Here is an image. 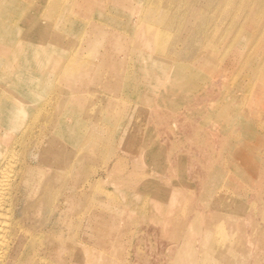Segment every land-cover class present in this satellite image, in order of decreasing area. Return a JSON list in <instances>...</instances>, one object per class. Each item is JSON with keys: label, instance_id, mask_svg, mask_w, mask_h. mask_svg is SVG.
<instances>
[{"label": "rangeland", "instance_id": "rangeland-1", "mask_svg": "<svg viewBox=\"0 0 264 264\" xmlns=\"http://www.w3.org/2000/svg\"><path fill=\"white\" fill-rule=\"evenodd\" d=\"M35 3L37 8H43L39 0ZM205 6L207 11L217 7L207 3ZM245 6H248L247 0L221 2L207 23L198 27L196 33L204 31L207 39L218 26L213 19L216 13L220 16L235 13L244 18L239 27L225 28L227 33L236 36L229 43L218 39L195 41V48H202L186 58L187 69L181 75L184 79L173 76L169 96L158 86L135 87L143 77L158 79L160 74L149 69L141 71L146 49L124 33L119 31L126 40L124 47L120 49L116 44L112 47L115 53L124 54L119 57V64L127 71L128 84L132 87L114 88L111 85L114 66L104 69L103 57H92L95 65H101L95 67V74L105 79L104 85L94 88L97 108L103 95L116 100L122 98L106 115L118 122L121 129L128 130L127 136L122 138L116 130L113 134L103 125L101 137L94 141V148L87 156L92 168L89 174H98L95 180L93 177L89 206L79 209L78 214L84 224L93 212V223L88 224L89 228L81 225L78 231L80 238H84L87 229L94 237V240H85L87 249L96 256V260L91 261L94 264H112L113 258L117 264H182L185 258L193 264L190 254L207 253L204 248L207 240L228 252L227 264H264V58L260 56L264 50V33L257 38L249 36L255 27L264 29V7L254 19L259 9L254 12L252 7L243 13ZM122 11L106 12L101 26L117 29L114 24L121 22ZM165 13L168 12L162 11L159 15ZM80 18H73V22L84 23ZM3 23L6 30L15 26L8 16ZM77 32L73 38L69 37L68 43L82 30ZM246 36H249L247 40ZM183 41H179L182 47ZM19 44L18 51L13 53L14 60L10 58L12 65L20 61L23 44L21 41ZM84 44L80 41V47H85ZM207 46L211 47L208 61L207 57L201 59ZM227 46L229 56L224 61ZM239 49L246 50L245 66L236 63L235 53ZM254 49H257L255 53ZM197 61L203 65H196ZM30 121L31 118L24 120L21 128L13 131L17 141ZM93 125L90 122L87 127L90 129ZM3 134L0 133L2 140ZM17 143L8 151L5 147L3 156L9 155V159L3 163L5 166L10 163L20 172L31 157L38 160L41 155L35 143L31 146L21 141ZM45 171L49 173L46 168ZM82 176L85 177L86 172ZM78 197L82 201L80 195ZM17 201L15 205H23L22 201ZM98 218L105 223L102 229L105 236L95 233ZM208 218L211 219L209 230L205 225ZM114 221L121 232L118 240L110 231L115 227ZM106 239L109 240L108 250L100 246ZM217 254L211 255V261L223 264L217 262L218 258L223 259Z\"/></svg>", "mask_w": 264, "mask_h": 264}, {"label": "bare ground", "instance_id": "bare-ground-1", "mask_svg": "<svg viewBox=\"0 0 264 264\" xmlns=\"http://www.w3.org/2000/svg\"><path fill=\"white\" fill-rule=\"evenodd\" d=\"M28 1L0 0V133L5 136L3 140L0 137V264H94L91 261L96 260V256L85 243V240H94V237L87 229L84 238H80L78 231L81 225L93 223V212L88 223L84 224L78 214L79 209L89 206L93 177L95 180L98 174H89L92 168L87 156L94 148V141L101 137L103 125L108 126L113 134L116 130L122 138L127 136L128 130L121 129L118 122H113L106 115L111 108L119 105L122 98L116 100L103 95L97 108L94 88L104 85L105 79L95 74V67L101 65H95L92 57L102 56L104 69L114 66V80L111 82L114 88L132 87L128 84L127 71L119 64V57L124 54L115 53L112 47L114 44L120 49L124 47L126 40L119 35V31L124 33L139 47L146 49L141 71L149 69L160 74L158 79L143 77L135 87L158 86V89L163 88L164 95L169 96L173 76L184 79L181 75L187 69L186 58L202 48H195V41L218 39L229 43L236 36L227 33L225 28L239 27L244 18L235 13L230 16L216 13L213 19L218 26L205 39L207 33L200 31L197 34L198 27L207 23L220 3L225 4L227 0H39L43 4L42 9L37 8L36 0ZM247 2L243 13L252 7L254 12L259 9L254 15L257 19L264 0ZM206 3L217 7L207 11ZM113 10H123L121 22L114 24L117 29L101 26L105 13ZM162 11L168 13L159 15ZM6 16L15 24L10 30H6L3 23ZM75 17H82L80 19L84 23L73 22ZM77 30H82L81 34L68 43L69 37L79 33ZM263 33L264 29L255 27L249 36L257 38ZM249 36L245 37L246 40ZM181 39H184L183 47L179 45ZM20 41L23 44L20 61L12 65L13 53L18 51ZM80 41H84L86 46L80 47ZM229 48L226 47L224 61L229 56ZM210 50V46L205 47L201 59L207 57L208 61ZM237 52L236 63L245 66L246 50L239 49ZM260 56L264 58V50ZM197 63L203 65L200 61ZM34 105H37L36 108ZM29 118L30 124L24 129L26 135L23 133L19 141L26 146L35 143L41 156L38 160L31 157L27 162L29 165L19 172L10 163L5 166L3 162L9 159V155L5 153L6 156H3V153L5 147L8 151L19 142L12 133ZM90 122L94 125L89 129L87 124ZM79 133L83 134L82 137L78 136ZM79 195L82 201L78 200ZM16 199L23 205H15ZM98 219L95 233L105 236V232L102 234L105 223ZM115 224L114 221L112 225ZM205 225L209 230L210 218L206 219ZM64 228L68 229L64 231ZM110 231L112 237L118 240L117 236L121 234L118 226ZM107 239L102 243L99 241L105 250L109 247ZM204 248L207 253L190 254L193 264H213L211 255L217 253L223 257L217 262L227 264L226 261H229L228 252L213 246L211 240L205 242ZM112 264H117L115 258ZM182 264H189V260L185 258Z\"/></svg>", "mask_w": 264, "mask_h": 264}]
</instances>
